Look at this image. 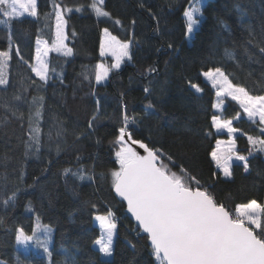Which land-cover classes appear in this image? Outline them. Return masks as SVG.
<instances>
[{"label": "trees", "instance_id": "1", "mask_svg": "<svg viewBox=\"0 0 264 264\" xmlns=\"http://www.w3.org/2000/svg\"><path fill=\"white\" fill-rule=\"evenodd\" d=\"M158 2V17L165 19L160 28L143 0H104L108 17L95 14L90 7L93 0H37L38 17L0 23V50L7 49L11 39L13 53L9 83L0 86V264H66L69 259L75 264H99L101 259L105 264H161L147 236L129 220L125 205L112 192L110 174L119 167L114 142L119 128L125 126L122 103L130 117L129 133L158 152V166L193 188L199 185L230 213L252 199L264 202V152L250 153L253 146L247 139L264 137L262 126L245 117L233 121L240 132L235 145L248 158L249 169L235 162L230 177L223 178L210 157L223 136L210 126L211 116L216 115L215 93L202 75L219 67L233 84L252 95H264V56L257 43L264 35V0H206L190 41L183 13L197 0ZM54 4L72 9L64 18L66 45L73 55L50 51L45 83L29 64L34 61L37 39L47 44L54 39ZM104 28L119 40L134 38L135 42L132 59L112 69L105 82L96 83L95 65L112 61L99 55ZM249 28L255 36L251 44ZM17 47L28 64L15 56ZM193 83L202 89L200 93L191 88ZM54 87L68 92L50 89ZM145 87L150 93L144 92ZM41 96V146L35 155L31 154L35 147L29 149L26 157L29 115L38 106L33 105L34 98ZM149 103L152 107H147ZM225 103L223 118L242 114L237 102L225 98ZM81 167L91 180L72 175ZM64 169L71 172L64 174ZM16 188L15 201L5 205L3 201ZM108 211L117 224L111 259L99 257L93 247L99 236L93 215ZM47 212L51 218H44ZM34 227L40 240L47 241L50 256L32 243L25 253L17 248L16 229L32 235Z\"/></svg>", "mask_w": 264, "mask_h": 264}, {"label": "snow or ice", "instance_id": "2", "mask_svg": "<svg viewBox=\"0 0 264 264\" xmlns=\"http://www.w3.org/2000/svg\"><path fill=\"white\" fill-rule=\"evenodd\" d=\"M98 17H108L110 14L104 10V0H93L90 5ZM55 12V40L51 47L46 42L37 39L34 63L29 64L31 72L40 81L47 83L49 80V65L46 57L50 51L62 52L64 56H72L73 49L67 47L64 41L67 39L64 18L65 12L72 9L63 8L59 4L53 5ZM77 8L76 11H80ZM200 8L189 6L183 15L187 19L185 35L194 32V26L198 19L194 18ZM38 17L37 0H0V23L7 24L21 17ZM153 19H158L153 16ZM117 24L120 21H116ZM135 24V21H132ZM103 35L99 44V55L113 57L110 67L103 63L95 65V81L100 83L108 78L112 69H119L125 58L132 59L131 51L134 38L122 41L112 35L108 28L102 30ZM73 35L75 33L73 32ZM249 43L255 40V36L249 28ZM259 53L264 56V35L257 42ZM172 49L173 44L169 43ZM15 56L24 60L19 48L15 50ZM13 59L11 39L7 49L0 50V86L9 83L8 68L9 61ZM149 72H155V68H149ZM202 75L211 82L213 88H217V103L213 108H219L224 104L222 97L229 96L236 101L250 120L255 122L258 117L260 132L264 133V95H252L245 87L233 84L228 76L216 67L209 68ZM88 79V76L84 77ZM35 83V81H34ZM191 88L200 93L202 89L197 84H191ZM150 88L145 87L144 92L150 93ZM19 99V97H16ZM44 98L41 96L33 100V105H38L33 113L29 115L28 140L25 144V156L29 149L35 147V155L41 146V129L39 121L43 108ZM147 107H152L151 103ZM122 119L125 126L120 127L114 142L116 147L115 162L119 165L117 170L111 172L112 188L116 196L127 203V212L138 222V228L147 234L151 242L154 254L161 264H264V203L252 199L235 208L236 215L233 216L225 206L218 204L206 191L200 190L185 182L181 176L166 170L163 165L158 166V152L150 149L146 144L133 139L127 129L130 117L126 114L127 105L122 103ZM239 115V113L237 114ZM95 119V117L93 118ZM211 128L220 132L226 129L229 140L227 149H222L221 140L216 141V147L210 152V157L225 176H230V164L233 156L243 162L244 170L249 169L248 158L235 152V140L233 133L238 131L232 126L231 120L222 119L220 115L211 116ZM93 127V122L88 124ZM59 134V133H58ZM248 142L253 146L250 153L254 151L264 152V139L259 136H248ZM132 145H139L143 149L141 155ZM79 160V157H77ZM52 161H49V165ZM45 171L48 170L46 166ZM71 169H64L68 174ZM23 173H21L22 177ZM77 179L91 180L83 167L78 172H72ZM18 188L13 190L12 195L3 201L8 205L14 202ZM95 207V205H93ZM31 210V209H29ZM113 213L108 211L105 215H95L94 219L99 221L102 234L94 240L99 257H111L113 255V236L117 224L112 219ZM0 223L3 219L0 218ZM45 231H50L47 225L43 226ZM259 230V231H257ZM32 235L25 233L24 229H16V241L21 245L32 243L35 247L42 249L43 253L50 256L51 252L46 240H40L36 235L37 228L32 229ZM66 264H75L74 259H69ZM99 264H105L102 259Z\"/></svg>", "mask_w": 264, "mask_h": 264}, {"label": "rangeland", "instance_id": "3", "mask_svg": "<svg viewBox=\"0 0 264 264\" xmlns=\"http://www.w3.org/2000/svg\"><path fill=\"white\" fill-rule=\"evenodd\" d=\"M159 0H143V2H144V5L151 11V13L153 14V15H155L158 19H156L157 20V22H158V25H159V28L160 27H162L163 26V24L165 23V19H164V17H158V4H159V2H158ZM206 0H197V3L196 4H194V5H191V6H195V7H199L200 8V12L199 13H195L194 14V18H196V19H198V23L200 22V20H201V17H202V11H201V6L204 4V2H205ZM25 16H27L26 14H25ZM25 16H23V17H25ZM185 19H186V17H185ZM186 21H187V19H186ZM54 24H55V20H54ZM187 24V23H186ZM197 26H198V24L197 25H195L194 26V31L197 29ZM103 30V29H102ZM102 30H101V37H102V35H103V32H102ZM113 35V34H112ZM193 35V33L192 34H190V35H187L186 37H187V40L188 41H190L189 39H190V37ZM39 40H41V39H39ZM54 40H55V28H54V39H53V41L50 43V44H47L49 47H51L52 46V44H53V42H54ZM42 42H45V41H43V40H41ZM123 41H125V40H123ZM64 43L66 44V40L64 41ZM35 47H37V43L35 44ZM68 47V46H67ZM36 49V48H35ZM53 52H55V53H62V52H56V51H53ZM63 54V53H62ZM34 56H35V51H34ZM48 56V55H47ZM106 56H108V57H110L111 59H112V61H111V63H113V57L112 56H110V55H106ZM46 60H48V57H46ZM124 61H129L127 58H125L124 59ZM124 61L121 63V66L123 65V63H124ZM33 63H34V61H33ZM103 64H105V63H103ZM106 66H108V67H110V65H107V64H105ZM120 66V67H121ZM94 76H95V73H94ZM109 77V76H108ZM203 78H204V80L206 81V82H208L209 84H211V82L210 81H208L204 76H203ZM108 79V78H107ZM107 79H105L104 81H102V82H100V83H103V82H105ZM94 80H95V77H94ZM67 81H69V79L67 78ZM211 86H212V84H211ZM213 88V87H212ZM50 89H52L53 91H55V92H68V90H66L64 87H60V88H50ZM195 90V89H194ZM213 90H214V93H215V97H214V104L215 103H217V101H218V99H220V98H218L217 96H216V92L218 91V86H217V88H213ZM225 98H229V99H231L229 96H227V95H225L224 97H222V99L224 100V104H222L219 108H214V110H215V113H216V115H220L221 117H222V114H220L221 113V111H222V108L225 106ZM232 100V99H231ZM236 102V101H235ZM239 105V104H238ZM240 106V105H239ZM240 109H241V113L242 114H239V115H236L233 119H226V120H231V122L233 123V121L234 120H237V119H239V118H241V117H245L246 119H248V120H250L249 118H248V116H247V114L246 113H244V111H243V109L241 108V106H240ZM222 119H225V118H223L222 117ZM251 121H253V120H251ZM255 121H258L259 122V120H258V117H256L255 118ZM232 126H233V124H232ZM235 128V127H234ZM214 131L216 132V133H218V134H222L223 136L221 137V138H218V140H221V141H223V143L220 145V147L222 148V149H227V147H228V140H229V136H228V133H227V130L226 129H221L220 130V132H217L215 129H214ZM237 134H240V132H239V130L238 131H236L235 133H233V136H232V138L234 139L235 138V136L237 135ZM261 139H264V137H260ZM215 147H216V142H215ZM235 152L237 153V154H239V155H241L239 152H238V150H237V147H236V145H235ZM263 155H264V153H263ZM235 162H241V163H243L242 161H238V160H236L235 159V156H233V158H232V160L229 162V164H230V172H231V165L233 164V163H235ZM219 171H220V173H221V175H222V177L223 178H229L230 176H225L224 174H223V172L220 170V169H218ZM171 173H173V172H171ZM264 203V202H263ZM230 214H232L233 216H235L236 215V213H235V211L234 212H232V213H230ZM51 213H49V212H47V213H45V215H44V218H51ZM95 215H105V214H102V213H98V214H94L93 216L95 217ZM94 217H93V223H94V225H96V226H98V228H99V236L102 234V232H101V229H100V224H99V221H96L95 219H94ZM112 219H113V217H112ZM113 221H114V219H113ZM115 222V221H114ZM115 231H116V229H115ZM115 231H114V236H113V243H114V241H115V238H116V236H115ZM99 236H98V238H99ZM29 245H30V243L28 244V245H21V244H19V243H17V248L20 250V251H22V252H27V250H28V248H29ZM93 247L94 248H96L97 249V247L94 245V242H93ZM102 258H105V259H111V257H102Z\"/></svg>", "mask_w": 264, "mask_h": 264}, {"label": "water", "instance_id": "4", "mask_svg": "<svg viewBox=\"0 0 264 264\" xmlns=\"http://www.w3.org/2000/svg\"><path fill=\"white\" fill-rule=\"evenodd\" d=\"M132 147H134V148H135V149H136L141 155L146 154V153H144L143 149H140V148H139V145H132ZM202 191H203V190H202ZM112 192H113L114 195L116 196V194H115L113 188H112ZM116 198H117L118 200L120 199V200L123 202V204L125 205V214H127L129 220H130L134 225H136V226L138 227V222H136L135 219H134V217H131V214L127 212V203H126L125 201H123L122 198H120V197H118V196H116ZM138 229H139V228H138ZM139 230H140V232H141V234H142L143 231H142L141 229H139ZM143 234L147 236L146 233H143ZM147 243H148V245L152 248L151 242H150V240L148 239V237H147ZM152 250H153V248H152Z\"/></svg>", "mask_w": 264, "mask_h": 264}, {"label": "crops", "instance_id": "5", "mask_svg": "<svg viewBox=\"0 0 264 264\" xmlns=\"http://www.w3.org/2000/svg\"><path fill=\"white\" fill-rule=\"evenodd\" d=\"M204 79V78H203ZM216 168H217V166H216ZM222 176V175H221Z\"/></svg>", "mask_w": 264, "mask_h": 264}, {"label": "bare ground", "instance_id": "6", "mask_svg": "<svg viewBox=\"0 0 264 264\" xmlns=\"http://www.w3.org/2000/svg\"><path fill=\"white\" fill-rule=\"evenodd\" d=\"M34 57V56H33Z\"/></svg>", "mask_w": 264, "mask_h": 264}]
</instances>
